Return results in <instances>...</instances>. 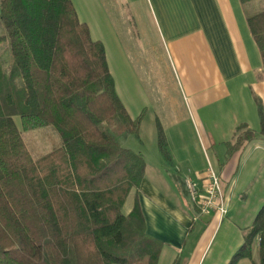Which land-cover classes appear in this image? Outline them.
<instances>
[{
  "label": "trees",
  "instance_id": "trees-1",
  "mask_svg": "<svg viewBox=\"0 0 264 264\" xmlns=\"http://www.w3.org/2000/svg\"><path fill=\"white\" fill-rule=\"evenodd\" d=\"M0 6V45L8 42L10 52L8 68L0 58V264L158 263L163 243L147 234L138 201L122 213L146 161L121 138L139 136L142 115L133 119L124 108L103 43L92 38L72 0ZM247 24L264 63V10ZM259 110L264 136L261 104ZM17 115L24 129L52 125L61 144L34 159ZM236 130L231 152L256 136L244 125ZM157 133L169 157L160 124ZM261 207L229 264L252 259L255 239L264 264Z\"/></svg>",
  "mask_w": 264,
  "mask_h": 264
},
{
  "label": "crops",
  "instance_id": "crops-1",
  "mask_svg": "<svg viewBox=\"0 0 264 264\" xmlns=\"http://www.w3.org/2000/svg\"><path fill=\"white\" fill-rule=\"evenodd\" d=\"M105 1L72 0L92 38L103 43L110 67L113 46L119 80L113 82L124 108L132 118L143 116L140 131L148 117L155 133L161 125L169 155L159 141L151 163L141 152L145 175L122 213L138 201L147 234L163 243L156 264H229L250 217L264 205V63L247 24L264 10V0H109V7ZM243 125L256 136L231 152ZM210 167L220 178L225 214H202L185 184L190 180L204 192ZM226 215L232 218L218 238ZM205 216L211 219L199 222Z\"/></svg>",
  "mask_w": 264,
  "mask_h": 264
},
{
  "label": "rangeland",
  "instance_id": "rangeland-1",
  "mask_svg": "<svg viewBox=\"0 0 264 264\" xmlns=\"http://www.w3.org/2000/svg\"><path fill=\"white\" fill-rule=\"evenodd\" d=\"M1 1L2 0H0V4H1ZM106 2H107L108 7L111 6L110 5L111 3L109 2V0L105 1V3ZM79 4H77V5H78L79 11H80L81 5H79ZM0 9H1V6H0ZM2 29H3L2 22L0 20V30H2ZM106 31L108 32V30H106ZM1 33H2V31L0 32V35H1ZM5 46L6 45H4L0 48V58L2 59V61L4 63L8 62V57H7L6 53L4 52ZM108 47H109V52H110L109 56L111 58V67L109 66L108 69H110V72L114 77V80L117 77V81H119L118 80V70L113 68L115 66V65H113L114 59L111 56L113 54V49H112L113 46L112 45L110 46V44H108ZM9 56H10V52H9ZM108 65H109V63H108ZM135 80H134V84H135V88H137L136 90H138V94L139 93L143 94L144 92L141 90L142 85L139 84V82L137 84V81H135ZM130 90H131V86H130ZM131 94H134V92H132ZM140 103H143V102H140ZM140 116L137 115L133 119L140 118ZM141 119H143V116L141 117ZM14 120H15V123L18 126V128L21 130L22 137L24 139L26 147L28 148L31 156L34 159H38L39 157L43 156L44 154L52 151L53 148L59 146L62 142V139H61L59 132L52 125L37 127L34 129H24L23 121H22V118L20 116H18V115L15 116ZM155 131H156L155 120H153L151 117H148L147 119H145L142 131H140L139 136L131 134V135H128L127 137H122L121 143H122L123 147L132 149L136 152L145 153L148 157L147 159H149V163H151L152 162L151 158L153 157V153H155V152L157 153V150H158V146H157L158 135H157V133H155ZM133 198L134 197L131 196L130 199L127 200L126 205L123 208L122 212L127 211L128 207L130 206V204L134 200ZM259 209H260V207H259ZM259 209L257 210V212L252 214L250 219L255 218ZM230 218H232V217L229 215H226L221 221H219L221 230L219 231V234H217L218 238L223 236L222 234H223L224 229H225L226 225L228 224L229 220H231ZM210 219L211 218H209L208 216H205V217H203V219H200L199 222L207 223ZM247 219L244 220V223H246V225H247V223H249ZM237 221H239L241 223V225L243 224L240 220H237ZM251 223H252V221L250 222V224ZM201 232H202V230H201ZM258 246H259V239H255L253 242V245H251V247H252V259H250V260L248 258L241 259V260H244L245 264H260V260H259L260 259V250H259Z\"/></svg>",
  "mask_w": 264,
  "mask_h": 264
},
{
  "label": "built area",
  "instance_id": "built-area-1",
  "mask_svg": "<svg viewBox=\"0 0 264 264\" xmlns=\"http://www.w3.org/2000/svg\"><path fill=\"white\" fill-rule=\"evenodd\" d=\"M211 169V167L208 168L209 178L204 192L200 193L196 185L190 180H186L185 184L189 190L191 199L197 204L202 214H210L215 209L221 214H225L227 212V206L222 195L223 191L220 178Z\"/></svg>",
  "mask_w": 264,
  "mask_h": 264
}]
</instances>
